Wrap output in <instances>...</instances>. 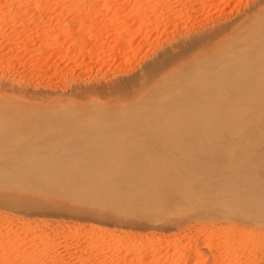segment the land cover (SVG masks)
<instances>
[{"label": "rangeland", "instance_id": "obj_1", "mask_svg": "<svg viewBox=\"0 0 264 264\" xmlns=\"http://www.w3.org/2000/svg\"><path fill=\"white\" fill-rule=\"evenodd\" d=\"M254 30L264 0H0V103L15 116L0 136L98 148L49 170L0 148V264H264V90L186 133L174 120H91L170 99ZM79 162L94 165L72 178Z\"/></svg>", "mask_w": 264, "mask_h": 264}, {"label": "bare ground", "instance_id": "obj_2", "mask_svg": "<svg viewBox=\"0 0 264 264\" xmlns=\"http://www.w3.org/2000/svg\"><path fill=\"white\" fill-rule=\"evenodd\" d=\"M250 45L247 50L242 51L234 47L235 45L226 46L219 52L214 51L213 63L208 66L205 73L190 79H184L182 83L176 86L180 90L178 94L176 92L174 94L165 92L163 96H171L168 100H161L154 106H146L144 104L134 106L129 111H125L118 104L111 107H103L100 110L98 109L95 115H92L93 119L91 120H174L176 123L182 124L179 131L186 133L189 120H208L212 119L213 116L218 118V120L225 119L223 112L224 106L229 101L228 99L237 97V93L242 92L249 86L254 91L252 93L253 96L264 90V30H254L251 33ZM237 57L239 59H236ZM195 60L190 62L186 68L191 71L196 68H202V65L200 66ZM230 61L233 62L228 64ZM168 63L170 64L171 62ZM216 68H219V70L212 72ZM226 90L229 95H227V92L225 93ZM6 107V104L0 103V120H15L13 111H9ZM238 115L237 113L236 120H238ZM48 116L49 118L42 119L70 120L66 115L60 117ZM41 117L44 116L37 117L38 119L36 117L18 116L17 120H39ZM233 119L235 120V118ZM226 120H229V118ZM201 124L204 125L206 123L201 122ZM25 130L27 129L25 128ZM61 136L64 137L60 138L62 141L59 143L54 141L52 136L37 137L28 133L26 138H22L21 141L13 139L11 136H0V148L9 150L13 157L25 154L33 158V165L35 166L33 168L45 166L48 167V170L56 166L61 160L70 161L68 151L73 152L78 149L83 154H91L98 149L87 139L75 138L69 141L66 139L65 133ZM48 138L50 139L49 141ZM58 144L59 146L57 147L62 148V151H59L60 153L54 150ZM115 154L120 157L122 153L118 151ZM21 161L23 166H25V159ZM21 161L18 162L21 163ZM120 161H122L121 158ZM149 163L153 164L150 161ZM93 165L94 163L86 164L82 162H79V164L74 163L73 166L70 165V167L72 166L70 170L74 172L72 178L88 175ZM143 169L146 170L147 175L151 174V170L146 166H143Z\"/></svg>", "mask_w": 264, "mask_h": 264}]
</instances>
